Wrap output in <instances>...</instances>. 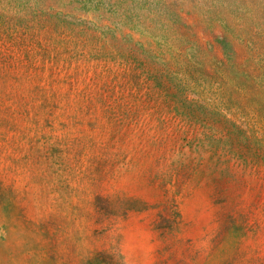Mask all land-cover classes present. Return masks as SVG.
Wrapping results in <instances>:
<instances>
[{
	"label": "rangeland",
	"instance_id": "1",
	"mask_svg": "<svg viewBox=\"0 0 264 264\" xmlns=\"http://www.w3.org/2000/svg\"><path fill=\"white\" fill-rule=\"evenodd\" d=\"M0 264H264V0H0Z\"/></svg>",
	"mask_w": 264,
	"mask_h": 264
}]
</instances>
